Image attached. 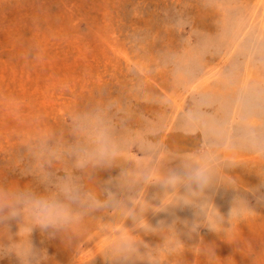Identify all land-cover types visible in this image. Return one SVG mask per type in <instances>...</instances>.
<instances>
[{
    "label": "rangeland",
    "instance_id": "rangeland-1",
    "mask_svg": "<svg viewBox=\"0 0 264 264\" xmlns=\"http://www.w3.org/2000/svg\"><path fill=\"white\" fill-rule=\"evenodd\" d=\"M183 8H190L189 19L173 23ZM185 24L186 39L190 42L193 32L204 36L209 54L199 77L177 87L153 67L151 52L129 36L146 28L154 46L175 45L179 31L174 29ZM225 68L232 83L224 79ZM136 77H143L157 97L138 103L136 111L161 123L159 143L169 151L160 152L158 162L173 153L203 154L232 162V169L219 170L225 184L235 181L234 187L247 190L259 183L256 174L264 180V0H205L202 6L190 0H0V181L38 187L31 176L19 174L26 163L20 143L33 125L42 121L60 128L74 109L101 94L124 95ZM201 92L207 98L192 110V97ZM121 155L137 164L144 159L132 152ZM119 171L105 169L98 176L106 180ZM152 178L159 179L155 171ZM160 192L158 185H149L145 199L157 204L152 197ZM233 196L220 186L203 206L207 217L219 212L227 217ZM248 200L255 211L240 209L237 217L233 207L228 225L216 226V232L202 224L189 235L182 222L191 225L203 217L185 206L145 213L153 227L175 220L178 233L172 228L145 232L134 228L131 218L107 214L88 221L71 244L39 229L30 240L47 251V264H108L102 254L117 239L141 241L145 249L140 250H146L141 259L151 264H264V204L251 194ZM140 226L147 227L143 220ZM10 230L17 231L14 222ZM0 264L17 261L6 256Z\"/></svg>",
    "mask_w": 264,
    "mask_h": 264
},
{
    "label": "clouds",
    "instance_id": "clouds-1",
    "mask_svg": "<svg viewBox=\"0 0 264 264\" xmlns=\"http://www.w3.org/2000/svg\"><path fill=\"white\" fill-rule=\"evenodd\" d=\"M190 2L202 6L205 0ZM189 14L190 8L179 9L172 17L173 23L188 20ZM174 30L179 31L175 45L154 46L151 30L146 28L132 30L129 39L150 51L153 67L182 87L199 77L209 49L206 38L196 32L190 42L186 39V24L183 29L177 25ZM223 75L228 83L233 82L229 69L225 68ZM206 98V92L194 94L189 107L195 110ZM156 100L143 77H136L124 95L101 94L96 101L74 109L60 128L42 121L33 125L20 143L26 163L19 174L31 176L38 187L0 181V258L14 256L17 264H47L51 259L47 251L36 248L30 240L34 230L39 229L48 238L59 236L71 244L88 221L107 214L124 221L131 218L133 227L145 232L152 228H172L177 232L175 220L171 224L160 221L153 227L145 213L149 209L159 213L190 206L196 217H203L191 225L182 222L190 235L202 224L214 232L216 226L228 225L233 207L237 217L241 215L240 209L255 211L248 194L264 204V180L258 174L259 183L247 190L234 187L235 181L225 184L221 180L219 170L232 169L231 161H212L203 154L191 158L173 153L169 159L158 162L159 153L169 151L159 143L161 123L136 111L138 103ZM184 120L182 116L178 123ZM128 152L144 159L137 164L121 155ZM172 161H178L176 167H166ZM111 168L120 171L100 180L98 173ZM154 171L159 179L152 178ZM149 185L161 188L152 197L159 201L157 204L145 199ZM220 186L233 191L231 208L227 217L219 212L209 219L203 206L212 202V195ZM141 220L147 227L140 226ZM13 222L17 227L14 233L10 230ZM21 229L26 230L23 236L19 235ZM141 246V241L117 239L102 255L108 264H135L138 260L151 264L146 258L141 259L146 251L142 252Z\"/></svg>",
    "mask_w": 264,
    "mask_h": 264
}]
</instances>
